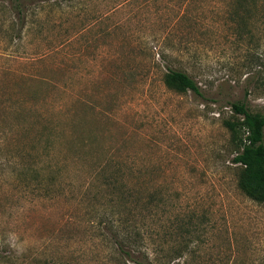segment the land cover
<instances>
[{
    "label": "rangeland",
    "instance_id": "1",
    "mask_svg": "<svg viewBox=\"0 0 264 264\" xmlns=\"http://www.w3.org/2000/svg\"><path fill=\"white\" fill-rule=\"evenodd\" d=\"M234 1L34 0L19 39L0 0V264H264V202L240 189L223 124L234 101L264 111V2L244 16ZM169 69L200 93L167 87ZM69 111L86 143L52 136L54 168H35ZM101 162L97 206L104 176L161 193L122 250L84 220L82 185Z\"/></svg>",
    "mask_w": 264,
    "mask_h": 264
},
{
    "label": "trees",
    "instance_id": "2",
    "mask_svg": "<svg viewBox=\"0 0 264 264\" xmlns=\"http://www.w3.org/2000/svg\"><path fill=\"white\" fill-rule=\"evenodd\" d=\"M34 0H11L12 10L17 17L14 29L18 33V38H23V32L29 24L31 14L35 13L32 8ZM42 3L51 4L52 8H59L65 5L73 6V0H39ZM261 0H235L233 7L236 14L246 15L250 9L259 5ZM72 36L64 37L58 44L51 46V52L62 51L65 44L72 43ZM48 54V53H47ZM45 54V55H47ZM43 57V56H42ZM165 85L178 92L192 90L200 93V87L191 75L179 69H169L163 76ZM234 115L223 120L224 126L230 132L231 142L234 145L235 156L233 161L240 165L238 184L240 189L251 199L257 202H264V111H253L246 100L234 101L231 103ZM72 119L68 127L60 128L54 122H49V134L47 135L46 152L43 157L38 154L35 168H41L39 164L47 162V168H54L53 151L55 150L54 138L59 133L67 135L76 145L86 143L85 139L78 133L80 125L77 111H69ZM35 157V154H34ZM35 160V159H34ZM22 168H25V164ZM31 163V164H33ZM98 166H93V170L82 185V191L87 198L84 218L89 230L99 232L107 244H113L122 250L128 247V240L133 233L140 234L136 223V216L144 215V211L154 209L160 204L161 193L151 192L144 194L128 188H117V180L114 176L105 178L102 185L107 189L110 200L107 204L97 206L91 202L95 191V180L103 174L108 166V162H101ZM98 164V163H97ZM96 164V165H97ZM56 165V163H55ZM107 165V166H106ZM112 179V180H111ZM89 200V201H88ZM107 240V241H106ZM109 242V243H108ZM0 258L3 256L0 255Z\"/></svg>",
    "mask_w": 264,
    "mask_h": 264
}]
</instances>
